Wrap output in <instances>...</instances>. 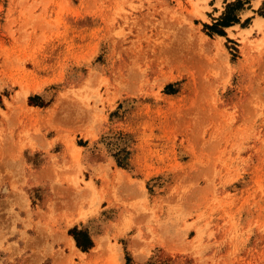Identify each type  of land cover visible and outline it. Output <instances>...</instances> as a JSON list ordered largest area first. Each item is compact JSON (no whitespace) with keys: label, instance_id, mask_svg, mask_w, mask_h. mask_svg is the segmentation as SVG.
Instances as JSON below:
<instances>
[{"label":"rangeland","instance_id":"obj_1","mask_svg":"<svg viewBox=\"0 0 264 264\" xmlns=\"http://www.w3.org/2000/svg\"><path fill=\"white\" fill-rule=\"evenodd\" d=\"M260 19L0 0V264H264Z\"/></svg>","mask_w":264,"mask_h":264},{"label":"trees","instance_id":"obj_2","mask_svg":"<svg viewBox=\"0 0 264 264\" xmlns=\"http://www.w3.org/2000/svg\"><path fill=\"white\" fill-rule=\"evenodd\" d=\"M239 2H237V6H239ZM230 11L233 9V5H230V7L228 8ZM229 11V12H230ZM226 13L225 15H224V17H222V19H221V21L220 22H218V23H216V24H214L213 26H211V27H209V28H211V29H213L214 27H216V25H222V26H227V25H230L231 23H233V22H236L237 21V19H236V17L235 16H232L230 13ZM217 33H220L221 31L220 30H218V29H214Z\"/></svg>","mask_w":264,"mask_h":264},{"label":"bare ground","instance_id":"obj_3","mask_svg":"<svg viewBox=\"0 0 264 264\" xmlns=\"http://www.w3.org/2000/svg\"><path fill=\"white\" fill-rule=\"evenodd\" d=\"M262 21H264V20H261V19H260V20L258 21V23H260V22H262ZM70 243H71V244H70L71 249H69V250H71L73 253H75L76 250H75V248H74L75 245H74V241L72 240V238H71V242H70ZM71 251H70V252H71Z\"/></svg>","mask_w":264,"mask_h":264}]
</instances>
